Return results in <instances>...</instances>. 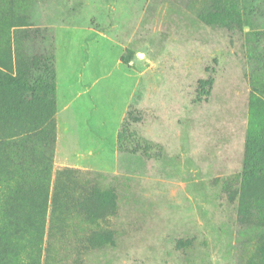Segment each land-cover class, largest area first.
<instances>
[{"label":"rangeland","instance_id":"1","mask_svg":"<svg viewBox=\"0 0 264 264\" xmlns=\"http://www.w3.org/2000/svg\"><path fill=\"white\" fill-rule=\"evenodd\" d=\"M261 84L264 0H0V264H264Z\"/></svg>","mask_w":264,"mask_h":264},{"label":"crops","instance_id":"2","mask_svg":"<svg viewBox=\"0 0 264 264\" xmlns=\"http://www.w3.org/2000/svg\"><path fill=\"white\" fill-rule=\"evenodd\" d=\"M64 93L62 92V90L59 91V86L57 88V131L58 132H62L64 127H67L68 125V121H66L65 118L61 117V113L62 112H67V108H68V102L65 101V99L63 98ZM64 133V132H62ZM64 135V134H63ZM59 141H61V139L63 140L62 135L59 134L58 136Z\"/></svg>","mask_w":264,"mask_h":264},{"label":"trees","instance_id":"3","mask_svg":"<svg viewBox=\"0 0 264 264\" xmlns=\"http://www.w3.org/2000/svg\"><path fill=\"white\" fill-rule=\"evenodd\" d=\"M10 79H11L12 81H14L13 78H10ZM260 87H261V89H263V91H264V84H263V85L261 84ZM261 143H262V142L260 141V144H261ZM263 145H264V143H263Z\"/></svg>","mask_w":264,"mask_h":264}]
</instances>
